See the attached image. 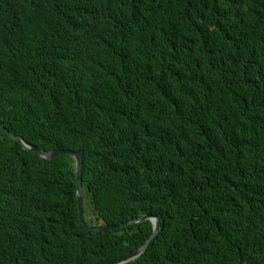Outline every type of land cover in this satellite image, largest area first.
I'll return each mask as SVG.
<instances>
[{"label":"trees","instance_id":"trees-1","mask_svg":"<svg viewBox=\"0 0 264 264\" xmlns=\"http://www.w3.org/2000/svg\"><path fill=\"white\" fill-rule=\"evenodd\" d=\"M0 122L83 151L88 224L158 216L129 264H264V0H0ZM151 233L86 230L74 158L0 132V264H112Z\"/></svg>","mask_w":264,"mask_h":264},{"label":"water","instance_id":"water-1","mask_svg":"<svg viewBox=\"0 0 264 264\" xmlns=\"http://www.w3.org/2000/svg\"><path fill=\"white\" fill-rule=\"evenodd\" d=\"M0 132L5 134L7 137L11 138L12 140L19 143L24 149L28 151H33L38 154L40 159L51 161L56 157L65 156V155H71L74 158L75 161V194H76V202H77V210H78V218L79 222L84 226L85 229L94 231V232H100V231H107V230H113L120 227H125L128 225L136 224V223H142L145 221H150L152 225V233L149 239L140 246L139 248L135 249L131 253L127 254L126 256L122 257L118 261H116L113 264H128V263H135L138 258L146 251L149 243L154 239V237L159 233L160 227L158 218L151 215H141L137 217L134 220H131L129 222L123 223L119 226H98V227H91L86 224L85 218L83 215V202H82V159H83V151H71V150H49V151H42L36 148L33 145L28 144L25 141H22L18 139L16 136H14L11 132H9L3 124L0 122Z\"/></svg>","mask_w":264,"mask_h":264},{"label":"rangeland","instance_id":"rangeland-1","mask_svg":"<svg viewBox=\"0 0 264 264\" xmlns=\"http://www.w3.org/2000/svg\"><path fill=\"white\" fill-rule=\"evenodd\" d=\"M82 200H83V208H85V212L87 213L86 220L87 221L90 220L92 223H94L95 222V214L93 212L92 207L89 205V202L87 200L83 199V197H82ZM96 222H97V224L100 223V221H96Z\"/></svg>","mask_w":264,"mask_h":264},{"label":"clouds","instance_id":"clouds-1","mask_svg":"<svg viewBox=\"0 0 264 264\" xmlns=\"http://www.w3.org/2000/svg\"><path fill=\"white\" fill-rule=\"evenodd\" d=\"M82 202H83V200H82ZM83 210H84V208H83ZM83 215H84V213H83ZM144 215H146V214H144ZM147 215H150V214H147ZM141 216V215H140ZM151 216H155V217H157L158 218V216H156V215H151ZM139 217V216H138ZM84 218H85V216H84ZM136 219V218H135ZM134 220V219H133ZM131 221V220H130ZM148 221V220H147ZM85 222H86V219H85ZM129 222V221H128ZM158 222H159V218H158ZM126 223V222H125ZM149 223H150V225H151V222L149 221ZM86 224L87 225H89V226H91V227H98V226H105V225H103V224H100V225H98V226H93V225H90V224H88L87 222H86ZM123 224V223H122ZM136 224H138V223H136ZM121 225V224H120ZM132 225H134V224H132ZM113 226H119V225H113ZM128 226H130V225H128ZM84 227V226H83ZM125 227H127V226H125ZM151 227H152V225H151ZM159 227H160V222H159ZM120 228H123V227H120ZM117 229H119V228H117ZM87 230V229H86ZM113 230H115V229H113ZM88 231H90V230H88ZM108 231V230H107ZM94 232V231H93ZM100 232H102V231H100ZM160 232V231H159ZM151 236V235H150ZM156 237V236H155ZM154 237V238H155ZM149 239V238H148ZM147 241V240H146ZM145 244V243H144ZM150 244V243H149ZM142 246V245H141ZM149 246V245H148ZM139 248V247H138ZM137 249V248H136ZM134 251V250H133ZM131 253V252H130ZM145 253V252H144ZM129 254V253H128ZM126 256V255H125ZM124 257V256H123ZM140 258V257H139ZM138 258V259H139ZM121 259V258H120ZM137 262V261H136ZM135 262V263H136ZM115 263V262H114ZM113 264V263H112ZM129 264V263H128Z\"/></svg>","mask_w":264,"mask_h":264}]
</instances>
